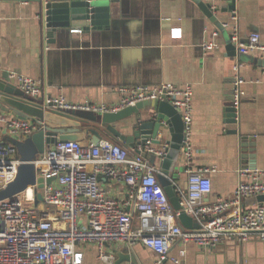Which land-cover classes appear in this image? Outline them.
<instances>
[{"label": "crops", "instance_id": "1", "mask_svg": "<svg viewBox=\"0 0 264 264\" xmlns=\"http://www.w3.org/2000/svg\"><path fill=\"white\" fill-rule=\"evenodd\" d=\"M232 1L213 0L216 17L211 19L194 0H118L111 4L109 27L75 33L70 29L77 25H71L47 42L39 1L0 0V81L17 86L10 75L21 73L41 82L44 96L63 95L75 103H113L119 96L114 87L122 84L191 85L192 165H216L209 173L212 190L205 196L207 202L230 198L245 178L241 168L264 169V56L238 49L231 54L226 48L235 25L240 41L255 31L264 41V0H235V8L230 9ZM222 23L228 24L225 30H220ZM172 28H180L181 35L171 36ZM215 31H219L216 36ZM205 41H215L217 46L205 50ZM237 76L245 80L244 95L236 117H231L226 108ZM0 110L12 117L1 101ZM139 119L133 114L107 127L116 136L132 135ZM158 137L165 144L170 136L166 129V137ZM10 138L0 122V140ZM85 139L91 143L90 136ZM186 169L182 151L172 178L181 201L187 191ZM100 182L111 196L126 198L129 187L123 181L101 176ZM81 246L83 264H102L94 244ZM107 247L115 252V262L120 252L132 253L136 264H154L158 257L140 242H112ZM171 258H179V264H264V242L256 234L246 241L226 238L213 247L182 244L177 239L165 264H175Z\"/></svg>", "mask_w": 264, "mask_h": 264}, {"label": "built area", "instance_id": "2", "mask_svg": "<svg viewBox=\"0 0 264 264\" xmlns=\"http://www.w3.org/2000/svg\"><path fill=\"white\" fill-rule=\"evenodd\" d=\"M210 3L214 11L216 5ZM224 27H228L224 23ZM71 32L82 33L77 26ZM219 31H215V36ZM231 40L240 53L256 52L264 56V41L257 31L240 41L237 26L230 30ZM180 28H172L171 36H180ZM215 41H205L203 48L211 50ZM17 86L25 93L42 95L41 82L21 74L11 73ZM242 76L233 81L231 102L239 110L244 95ZM118 99L113 103L86 100L69 102L63 95L47 96L46 105L58 109H84L98 113L114 112L144 100H168L182 114L185 124L183 154L187 160L188 183L181 205L199 222L198 228L182 229L180 211L174 210L157 178V165L151 155L162 160L169 144L155 145L149 139L132 150L108 138L84 146L76 140H58L50 150L35 160L37 174L53 178L41 189L43 200L37 201L36 185H29L12 197L0 200V264H83V244H94L102 264H113L116 254L108 243L138 242L158 255L154 264H165L168 253L179 239L182 244L213 247L226 238L246 241L256 234L264 242V203L243 206V201L264 194V169L241 168L245 178L230 198L207 202L212 190L209 176L216 165L194 167L192 143L193 88L172 82L158 84L117 85ZM0 122L10 136L24 140L43 123L34 118L7 117L0 110ZM22 160L16 145L0 140V189L13 181ZM123 181L128 185L124 200L111 196L102 186L100 177ZM37 202V203H36ZM32 203V204H31ZM36 203V205H35ZM181 255L185 248L180 249ZM175 264L179 258H171ZM135 264V263H127Z\"/></svg>", "mask_w": 264, "mask_h": 264}, {"label": "water", "instance_id": "3", "mask_svg": "<svg viewBox=\"0 0 264 264\" xmlns=\"http://www.w3.org/2000/svg\"><path fill=\"white\" fill-rule=\"evenodd\" d=\"M40 5L41 30L47 42L54 41V34L61 32L71 25L82 26L83 30L103 28L110 26L111 4L118 0H36ZM203 12L215 19V14L210 8V3L204 0H194ZM235 0L232 1L230 9H234ZM224 23L220 30H225ZM226 48L231 54L237 53L236 43L229 41ZM46 96L33 97L18 86L7 81H0V101L5 104L6 110L12 117L22 119L34 118L43 123V126L32 132L24 140L10 138L17 149L22 160L19 165L16 178L6 187L0 189V200L12 197L23 191L29 185L37 187V201L43 200L41 189L46 183H51L53 178L44 179L37 174L35 160L40 154L50 150L51 146L58 140H76L86 146V136L91 137V143H98L102 138H108L126 146L130 150L136 145H145L151 139L153 144L161 145L162 139L159 134L166 137V129L169 133V144L164 158L157 165V178L174 210H179L178 222L182 229L198 228L199 222L183 210L181 199L177 194L173 182V175L178 157L183 150L185 138V124L179 109L168 100L150 99L119 109L114 112L98 113L84 109H58L46 105ZM227 115L236 117L232 102L227 106ZM148 112L147 117L142 116ZM136 114L140 117L135 125L132 135H114L110 126H117L118 122ZM155 155H151V161L156 164ZM264 203V194L245 199L243 206ZM119 253V252H118ZM120 257L115 264L123 261L138 263L132 253H119Z\"/></svg>", "mask_w": 264, "mask_h": 264}, {"label": "rangeland", "instance_id": "4", "mask_svg": "<svg viewBox=\"0 0 264 264\" xmlns=\"http://www.w3.org/2000/svg\"><path fill=\"white\" fill-rule=\"evenodd\" d=\"M36 200H37V196H36ZM40 202V201H39ZM37 203V202H36ZM36 203H35V205H36ZM32 204V203H31ZM37 206V205H36Z\"/></svg>", "mask_w": 264, "mask_h": 264}]
</instances>
